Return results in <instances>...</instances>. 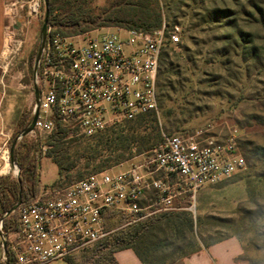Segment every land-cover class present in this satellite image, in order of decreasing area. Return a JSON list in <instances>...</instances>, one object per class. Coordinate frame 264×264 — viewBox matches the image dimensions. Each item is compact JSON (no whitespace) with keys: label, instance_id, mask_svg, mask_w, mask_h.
<instances>
[{"label":"built area","instance_id":"obj_1","mask_svg":"<svg viewBox=\"0 0 264 264\" xmlns=\"http://www.w3.org/2000/svg\"><path fill=\"white\" fill-rule=\"evenodd\" d=\"M40 4L42 0H3L8 28L2 54L15 49L9 29L36 16ZM179 40V26L165 23L151 30L113 26L81 35L53 33L47 26L32 75L39 87V103L34 104L33 114L36 108L38 113L29 133L50 134L60 126L89 137L116 122L148 111L157 113L159 58L167 43ZM238 137L235 128L220 139L201 130L186 136L164 135L158 147L122 169L94 172L42 192L20 207L19 228L5 234L6 252L1 240L0 261L64 260L106 237L109 212L143 218L171 209L182 196L190 209L203 185L221 182L246 168ZM3 152L8 160L7 147Z\"/></svg>","mask_w":264,"mask_h":264},{"label":"rangeland","instance_id":"obj_2","mask_svg":"<svg viewBox=\"0 0 264 264\" xmlns=\"http://www.w3.org/2000/svg\"><path fill=\"white\" fill-rule=\"evenodd\" d=\"M158 2L161 22L180 28V44L167 51L161 74L157 76L159 83L167 86L163 87L167 96H161L156 113L162 135L201 130L220 139L229 128H235L242 136L244 147L264 149V0ZM117 5L115 0H94L91 4L100 15ZM42 17L43 5L40 4L36 16L23 20L16 29L10 28L14 52L9 55L5 52L0 57V111L3 118L0 152L7 147L10 164L7 174L11 176L18 170L11 163L9 153V143L16 132V118L22 111H30L33 116L31 69ZM108 27L113 26L85 33L92 34ZM20 132L14 139L22 137H18ZM26 135L41 144L49 137L45 133ZM65 135L66 140H86L69 131H65ZM53 143L45 145V152L40 155L42 192L70 184L77 179V171L84 172L82 176H85L105 169L119 170L149 153L135 154L117 164L94 169L91 165L84 169V160L80 159L69 170V179L63 181L58 179L56 164L47 156ZM181 209L189 211L197 220L194 229L203 244L229 239L226 241V264H264V162L251 169L247 166L221 182L203 185L190 209L177 207L174 203L166 211ZM159 212L163 211L157 210L151 215ZM147 217L133 219L113 211L106 216L104 227L112 234ZM234 251L237 254L229 259ZM48 264L67 263L56 259Z\"/></svg>","mask_w":264,"mask_h":264},{"label":"trees","instance_id":"obj_3","mask_svg":"<svg viewBox=\"0 0 264 264\" xmlns=\"http://www.w3.org/2000/svg\"><path fill=\"white\" fill-rule=\"evenodd\" d=\"M93 1L46 0L47 25L53 33L78 35L108 25L151 30L162 24L158 0H115V4L118 5L102 12L103 15L95 12L91 6ZM179 44L180 40L176 44H166L159 58L157 76L161 74V64L166 61L167 51ZM37 47L38 42L33 59ZM164 86L159 83L157 77L158 107L161 96L166 95L163 92ZM37 88L39 90V87ZM168 114L169 111L164 113L165 116ZM31 119L30 111H22L18 115L16 132L10 140V145L15 136L30 123ZM65 131L66 129L57 126L49 134L48 140L43 142L45 145L54 142L53 148L48 151L47 156L56 164L58 179L63 181L69 179V170L73 169L80 159L84 160V169H88L89 165L93 169L101 168L106 164L114 165L132 155L150 151L163 141L157 114L153 111H148L130 120L111 124L92 136L85 137L86 140L73 138L66 140ZM171 134L176 133L168 135ZM190 134L192 133L187 132L178 135ZM241 139L242 136L239 135L237 143L245 158L246 167L251 169L255 165L263 163L264 149L260 146H256V148L244 147ZM40 155L39 141L28 138L27 135L22 136L13 145L12 158L18 168V175L0 176V231L6 235L18 230L20 207L42 193L39 170ZM83 173L77 171L75 173L77 179L74 181L91 174L82 176ZM19 191L20 205L16 210L4 215L17 201ZM187 202L188 199L182 196L176 200L175 206L183 208ZM109 214L111 212L107 216ZM194 226L197 227V220H194L192 214L185 209L159 212L116 233L108 234L103 239L72 253L64 260L67 264H115L114 254L119 250L129 248L135 253L141 264H181L183 258L198 251L201 247L211 244L201 242ZM0 264H5V262L0 261Z\"/></svg>","mask_w":264,"mask_h":264},{"label":"crops","instance_id":"obj_4","mask_svg":"<svg viewBox=\"0 0 264 264\" xmlns=\"http://www.w3.org/2000/svg\"><path fill=\"white\" fill-rule=\"evenodd\" d=\"M7 28L8 18L4 13L3 0H0V57L4 50ZM1 102L2 96L0 94V107ZM2 125L3 118L1 117L0 111V129ZM228 240L222 239L201 247L198 251L183 258L181 264H226V241ZM236 254L237 252L234 251V253L231 254L232 257L229 256V259H233ZM114 257L116 259L115 264H141L135 253L129 248L117 251Z\"/></svg>","mask_w":264,"mask_h":264},{"label":"water","instance_id":"obj_5","mask_svg":"<svg viewBox=\"0 0 264 264\" xmlns=\"http://www.w3.org/2000/svg\"><path fill=\"white\" fill-rule=\"evenodd\" d=\"M42 5H43V17H42V21H41L37 52H36V55H35V58H34L33 67H32V75H33V77H34V74L36 72L37 63H38V60L40 58L41 48L43 46V43H44V40H45V37H46V29H47L48 9H47L46 0H42ZM33 93H34L35 105L38 106L39 95H38V91H37V86H36V84L34 82H33ZM37 113L38 112H37V108H36L30 123L20 132L18 137H21L23 135L28 134L33 129V126H34V123H35V120H36V117H37ZM16 140H17V138L12 141V143L10 145V148H9L10 161L14 165H15V163H14V160L12 158V148H13V145L16 142ZM16 175H18V170L16 171ZM20 203H21V199H20V191H19V197H18L17 201L11 206V208L9 210H7L4 213V215H8L10 212L16 210V208L20 205ZM0 236H1V240H2V247L4 249V252H6V247H5L6 235L1 233Z\"/></svg>","mask_w":264,"mask_h":264},{"label":"bare ground","instance_id":"obj_6","mask_svg":"<svg viewBox=\"0 0 264 264\" xmlns=\"http://www.w3.org/2000/svg\"><path fill=\"white\" fill-rule=\"evenodd\" d=\"M0 160L2 161L0 171L1 172L9 171L10 170V164H9V162L7 160V156L4 152L0 154Z\"/></svg>","mask_w":264,"mask_h":264}]
</instances>
